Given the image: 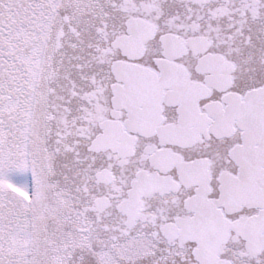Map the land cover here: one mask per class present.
I'll use <instances>...</instances> for the list:
<instances>
[{
  "label": "snow or ice",
  "instance_id": "1",
  "mask_svg": "<svg viewBox=\"0 0 264 264\" xmlns=\"http://www.w3.org/2000/svg\"><path fill=\"white\" fill-rule=\"evenodd\" d=\"M0 264H264V0H0Z\"/></svg>",
  "mask_w": 264,
  "mask_h": 264
}]
</instances>
